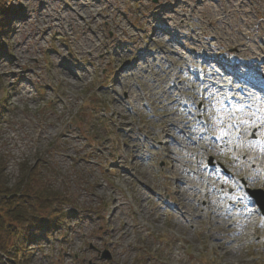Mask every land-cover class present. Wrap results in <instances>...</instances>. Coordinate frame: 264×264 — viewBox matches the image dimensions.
<instances>
[{
    "label": "rangeland",
    "instance_id": "rangeland-1",
    "mask_svg": "<svg viewBox=\"0 0 264 264\" xmlns=\"http://www.w3.org/2000/svg\"><path fill=\"white\" fill-rule=\"evenodd\" d=\"M77 1L86 19L73 27L75 0H0V156L12 183L29 163L70 199L58 229L27 243L29 264H264V215L250 192L264 197V184L233 158L247 140L237 121L264 124L253 84L264 80V0ZM203 57L228 84L245 76L251 108L228 106L219 83L217 100L199 85ZM163 127L179 137L166 151L180 162L161 150ZM256 163L247 172L263 177ZM190 186L198 199L179 193ZM204 199L230 207L232 226Z\"/></svg>",
    "mask_w": 264,
    "mask_h": 264
},
{
    "label": "trees",
    "instance_id": "trees-1",
    "mask_svg": "<svg viewBox=\"0 0 264 264\" xmlns=\"http://www.w3.org/2000/svg\"><path fill=\"white\" fill-rule=\"evenodd\" d=\"M3 25L0 19L1 31H5ZM7 170V159L1 155L0 264H5V258L22 264L21 259L29 256L26 243L35 230L57 228L65 218L60 209L65 196L44 180L39 167L25 164L14 183Z\"/></svg>",
    "mask_w": 264,
    "mask_h": 264
},
{
    "label": "bare ground",
    "instance_id": "bare-ground-1",
    "mask_svg": "<svg viewBox=\"0 0 264 264\" xmlns=\"http://www.w3.org/2000/svg\"><path fill=\"white\" fill-rule=\"evenodd\" d=\"M77 2H78L77 0H75V2H74L76 4V9H74L73 11L71 9V11H72L71 15L73 14L75 16V19L71 20L69 18L73 27L77 26L80 23H84L85 19H86L84 14H83L84 10L79 9L77 7ZM41 7H42V5L39 8H41ZM44 10L45 9H41V11H44ZM215 18L223 19V17H221V16H216ZM28 20H29L28 17L24 18V22H26ZM223 33L225 34L226 32H223ZM244 37H245V32L244 31L240 32L239 36L234 41L239 47L242 48V50H240V51H244L245 48L246 49L248 48V45L245 42ZM260 52H262L261 49H260ZM211 59H209V58L206 59L203 57L202 63H200L199 65L198 64L196 65V71L204 74L207 70H210L208 75L204 74V78H205L206 82H200L199 85L203 86L204 89L208 92V94L212 96V98H213V96H215L214 100H217L215 93L218 91L214 90L216 83L217 84L219 83L218 90L223 91L225 89H228L229 86H233V80L230 82V84H228L227 83L228 81L226 80L227 78L220 77V75H221L220 71H219V69H217L213 65H211V63H210ZM258 60L259 59H258L257 55L254 53L253 54V61L260 63ZM250 71L252 72V73H250V75H253L254 74L253 72L255 71V69L251 68ZM262 74L263 73L261 72V75ZM195 75H196V73H195ZM195 75H194V77H195ZM196 81L199 82L198 80H196ZM235 83H237V81ZM238 90L239 89L236 90V93L238 92ZM249 91H252V90L249 89ZM212 92H214V95L212 94ZM258 93L262 94V92L260 90H258ZM170 96L172 98L171 104H177L178 100H179V98H178L179 94H177V97L174 96V94H172ZM253 96H258V95L255 92L253 94ZM258 97L262 101L263 106H264V97L263 96H258ZM212 98L210 100H212ZM238 105L241 109L251 108V106L248 105L246 103V101H239ZM173 114H174V112L170 113V114H165L163 117V122L165 123L166 120ZM187 120H188L189 125L185 128L186 130H184L182 128V131H184L185 133L188 134V133H190L189 129L192 127L194 120L190 119V117H187ZM237 125L240 128V135L243 138H246L247 140L243 141L244 144L241 148H238V146H235L234 154H233L234 162L237 163L238 160H240V157L243 156L244 157L243 158L244 159L243 164H244V168H245V172L243 173L244 177L251 183H254V184L256 183V184L262 185V184H264V175H263V177H261V173H256L257 171L256 172L253 171V174H250L252 171L248 173L246 166L247 165L249 166V164L253 163L254 161H258V163L253 164L254 166L264 165V162L263 163L261 162V161H264V153L262 151L263 149L260 145H257V143H256L260 137H262V139L264 138V124L263 125L261 124L260 119L258 117H253L252 120H250V121H246L243 118L239 119L237 121ZM170 130L171 129H169V128H167V129L165 127L162 128L161 138H163V141H162L163 143L161 145V150H163L165 152L166 157L170 158L171 154H173L172 159H174L176 162H180V159H179L180 156L175 151H170V153L168 151H166L170 147L174 148L173 143H171V141L169 140V138L171 137V135L169 134ZM220 135H221V137H220L221 148H223V150H228L230 148V144H229V142H227V137L223 133H221ZM177 138H179V137H177ZM177 138H174V140H173V141H175V143L179 141V140H177ZM189 138H191V137H189ZM193 140H192V142H193ZM207 147L211 148V143H209ZM211 149L213 151H215L213 148H211ZM195 153L197 154L198 157H199V154H201V152L197 151V150H195ZM202 158H204V156H202ZM206 167L208 168V166H206ZM199 171H201V173H202L203 168L198 170V172ZM209 171H212V168H210ZM242 171L243 170H241L240 172H242ZM252 175H253V177H252ZM166 178L168 179V176ZM181 183L182 184H188V181H182ZM188 191L192 192L190 194L194 195L196 199H198L197 197H199V195L202 194V192L200 190H198L196 187H192V186H190L186 190L185 189L179 190V193L180 194L181 193L186 194ZM232 199L235 200L236 202H240L239 196L235 197V195H234ZM204 201H207V205L210 206V209H211V207H215V208H217L219 213H222L223 215L226 216L227 220H223V222H225L223 224L225 227H231L232 226V224H229V221H228L229 219H231V215H229L228 212L226 211L230 207H227L223 211L222 202H219V200L212 201L210 199L209 200L204 199ZM230 202H232V201H230ZM230 202H229V204H230ZM240 223H241V220L233 221V225H238ZM238 240H239V238H238ZM85 260H86V258H84V261Z\"/></svg>",
    "mask_w": 264,
    "mask_h": 264
},
{
    "label": "water",
    "instance_id": "water-1",
    "mask_svg": "<svg viewBox=\"0 0 264 264\" xmlns=\"http://www.w3.org/2000/svg\"><path fill=\"white\" fill-rule=\"evenodd\" d=\"M102 257L105 258V259H110L111 255H110V253L108 251H105Z\"/></svg>",
    "mask_w": 264,
    "mask_h": 264
}]
</instances>
